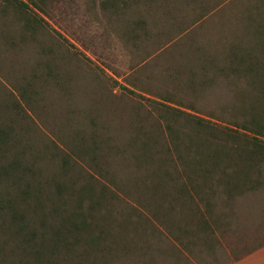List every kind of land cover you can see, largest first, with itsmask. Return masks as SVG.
Wrapping results in <instances>:
<instances>
[{
  "label": "rangeland",
  "instance_id": "374dc122",
  "mask_svg": "<svg viewBox=\"0 0 264 264\" xmlns=\"http://www.w3.org/2000/svg\"><path fill=\"white\" fill-rule=\"evenodd\" d=\"M263 125L264 0H0V264L244 257Z\"/></svg>",
  "mask_w": 264,
  "mask_h": 264
},
{
  "label": "crops",
  "instance_id": "0c3cea01",
  "mask_svg": "<svg viewBox=\"0 0 264 264\" xmlns=\"http://www.w3.org/2000/svg\"><path fill=\"white\" fill-rule=\"evenodd\" d=\"M228 264H264V244L253 252Z\"/></svg>",
  "mask_w": 264,
  "mask_h": 264
},
{
  "label": "trees",
  "instance_id": "16d2710c",
  "mask_svg": "<svg viewBox=\"0 0 264 264\" xmlns=\"http://www.w3.org/2000/svg\"><path fill=\"white\" fill-rule=\"evenodd\" d=\"M260 128H263L264 129V125H263V127H260ZM262 132H264V130H262ZM262 132H255V134L256 135H259V136H264V133H262ZM210 174H212L211 172H208L206 169H204L203 170V173H202V176L203 177H205V176H208V177H210ZM233 174H238V173H233ZM213 175V174H212ZM235 180H236V178H234ZM235 180L234 181H232L231 180V184L232 185H235ZM25 200V199H24ZM211 231H212V233H210V235H212V236H214L215 235V232L212 230V229H210ZM238 260V259H237Z\"/></svg>",
  "mask_w": 264,
  "mask_h": 264
}]
</instances>
